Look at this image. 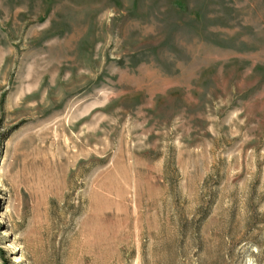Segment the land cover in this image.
Wrapping results in <instances>:
<instances>
[{
    "label": "rangeland",
    "instance_id": "rangeland-1",
    "mask_svg": "<svg viewBox=\"0 0 264 264\" xmlns=\"http://www.w3.org/2000/svg\"><path fill=\"white\" fill-rule=\"evenodd\" d=\"M264 264V0H0V264Z\"/></svg>",
    "mask_w": 264,
    "mask_h": 264
},
{
    "label": "clouds",
    "instance_id": "clouds-1",
    "mask_svg": "<svg viewBox=\"0 0 264 264\" xmlns=\"http://www.w3.org/2000/svg\"><path fill=\"white\" fill-rule=\"evenodd\" d=\"M247 264H254V261L251 258H249Z\"/></svg>",
    "mask_w": 264,
    "mask_h": 264
}]
</instances>
